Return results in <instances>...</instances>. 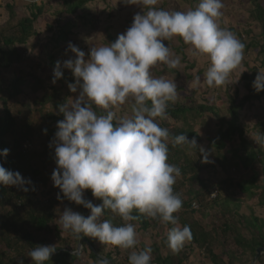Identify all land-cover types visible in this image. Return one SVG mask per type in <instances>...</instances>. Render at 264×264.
<instances>
[{"label":"clouds","instance_id":"9594fccd","mask_svg":"<svg viewBox=\"0 0 264 264\" xmlns=\"http://www.w3.org/2000/svg\"><path fill=\"white\" fill-rule=\"evenodd\" d=\"M123 2L140 6L143 13L134 16L125 33L115 42L92 47L87 60L84 51L69 43L75 59L55 64L52 83L62 78V69H68L75 78L68 88L72 93L79 89V95L58 106L64 119L57 122L50 142L57 165L51 180L63 198L91 213L85 217L65 208L57 219L64 232L79 241L90 237L103 245L131 250L129 264H151L150 247L136 250L139 241L131 223L137 219L133 211L172 225L167 246L173 253L192 239L190 226L181 225L176 215L183 206L180 194L174 191L181 170L169 163V144L194 148L204 163L209 162L208 153L198 147L195 138L173 135L160 126L159 121L168 119L169 103L181 95L174 80L154 76L153 69L181 65V57L165 44L178 37L194 54L208 58L207 85L224 86L241 65L245 44L222 26L223 0H199L195 8L185 11L160 8L161 0ZM200 82L201 77H195L194 83ZM253 88L264 91V72L258 73ZM125 106L127 111L118 114ZM256 143L264 144V133L257 135ZM8 154V149L0 152V156ZM31 184L19 172L0 166V185L28 191ZM86 191L102 200V205L86 200ZM105 210L118 216L122 225L102 219ZM55 252V245H37L28 256L33 264H46ZM98 264L108 261L100 259Z\"/></svg>","mask_w":264,"mask_h":264},{"label":"trees","instance_id":"16d2710c","mask_svg":"<svg viewBox=\"0 0 264 264\" xmlns=\"http://www.w3.org/2000/svg\"><path fill=\"white\" fill-rule=\"evenodd\" d=\"M13 1L15 2V0ZM13 1L11 0V3L5 6V10L8 12V17L11 21L17 19L15 13L16 7ZM247 1L252 8L249 13V19L256 25L260 33L256 34L252 30L246 31L247 38H250L248 45L243 41L242 36H239V39L245 44L246 51L250 49H253V51L257 50L256 56L260 60L264 56V0ZM57 2L62 6V14L71 16L75 15L78 11L85 12L86 6L91 0H57ZM185 2L189 3L191 7L198 4V0H185ZM45 13L46 9L44 5L32 4L28 17L17 20L15 27H12V24H10L11 31L14 32L7 31L6 29L0 30V70L1 68L7 69L20 59L18 49L20 46H25L31 39L40 36L36 31V25L44 18ZM72 27L71 22L67 21L58 31L54 23L48 24L47 29L48 32H54L55 30L58 32L56 34L53 33L50 38L55 41V44L59 45L67 43L70 40ZM107 37L108 43L115 42L110 33H108ZM177 54L182 56L183 63L187 62L183 49H178ZM55 64V62H51L52 68L55 67ZM188 68L191 69L193 66L191 65ZM261 69H264V59L261 60L259 68L249 69V73H245L242 76L247 95L240 98L236 92L235 95L228 96L227 116L222 117L216 108L211 105L197 107L193 104L169 103L167 109L168 119L159 121L160 126L169 129L173 135L184 134L189 140L193 138L197 140L199 138L198 132L193 128V123L197 119H201L203 114L208 113L217 121V134L214 138L209 139L207 146L213 163L210 160L208 163L203 162V164V156L200 157L202 159L201 162L192 158L188 154V147L185 145L173 147L171 143L169 144V163L177 165L181 170V176L177 178L174 185V191L180 194L183 201L181 211L176 214L179 220L182 221H180L181 225H186L187 221H190L191 218L198 214V211L191 210L192 203L197 202L203 207L212 208L222 201L220 193L215 200L207 201L212 192L218 191L217 182L211 180L216 175V167L225 173L227 178H230L228 181L247 200L257 198L258 204L264 208V144L253 147L246 137V132L242 128L240 120V113L247 105L255 101L260 103L264 100V91L257 92L253 88V82ZM31 77L36 80L37 87L42 88L41 81L34 76ZM63 79L68 84L74 83V80L66 77L64 72L59 82ZM22 84L23 80L21 78L13 80L11 86L13 100L18 95H21L22 92H20L19 87ZM2 89V82L0 80V93ZM10 102L3 100V109L0 112V152L4 149L9 150L7 157L0 156V166L13 172H19L22 177L30 179L32 184L28 186V191H22L14 186L0 185V264H20V261H23V264H33L28 253L37 245L56 246V252L46 264H78L82 261V256L70 253L69 249H67L66 240L60 236L58 227L54 229L51 227V224L54 223L58 215L57 207L60 202L65 203L67 208H71L85 217L91 215L90 210L63 198V194L60 193L58 188L54 187L51 180L53 170L57 165L55 163V153L52 154L55 152V149L54 147H50V142L55 137L57 122L64 119L63 114L59 113L58 107L63 104L60 101V93L57 90H53L51 94L44 96L41 103H38L41 108L50 104L57 112L56 115H47L46 118L42 109H39L44 121L49 120L52 124L50 126L45 124L44 127H41L40 132L35 131L27 125L19 127L18 120L8 105ZM259 127H263L259 134L264 133V123H260ZM255 135L257 137L258 134L255 133ZM43 136H45L46 141L42 138ZM15 137H19V139L16 140ZM35 137H38V144L43 146L44 150L41 153L36 152L33 154V149L31 151L23 149V143L29 142L31 144ZM10 138L13 141H8ZM193 150L197 153L196 149L193 148ZM51 164L53 165V170L49 169ZM232 170L237 173H241V171L250 172L251 176L236 181L232 176ZM203 171L209 173L208 179L200 176V172ZM228 174H230V177ZM49 183L52 184L49 185ZM47 188L48 191L46 190ZM184 189H186V192L183 191ZM58 193L61 195V200L57 199ZM53 194L55 195L54 197ZM84 198L91 202L94 201L96 205H102L103 203L102 200L93 197L91 191H86ZM239 208L240 205L236 203L233 205L230 202V204L224 205L225 210L221 214L226 218L227 214L230 215L234 209H236L237 213ZM250 211L252 212V209ZM180 213L181 215H179ZM132 214L137 217L136 220L131 222L135 225L137 233H149L152 230L159 231L161 222L158 218L153 220L136 211H133ZM239 217V223L237 222L235 226L225 223L224 231L229 232L232 230L230 231L233 235L232 240L237 248L244 253L243 256L249 253L248 255L254 258L256 249L259 247L264 248V219L256 217L253 213L250 217L244 215H240ZM102 219L111 220L116 226H120L123 223L118 216L109 210H105ZM165 226L172 227L170 224H165ZM189 226L192 233L189 249L194 248V246H197L199 249L205 247L206 258L210 264H226L211 248L210 240L213 237L212 233L207 231L199 220L194 222L193 225L190 222ZM242 230H247L252 238L248 239L244 237ZM82 238L86 239L94 248L92 240L88 237ZM75 240L76 242L78 241L76 238ZM83 245L82 254L89 252L93 264H98L100 258L97 254H100V251L95 249L94 252L86 244ZM141 248L144 249V246H141ZM124 251L126 255L122 263H118L117 257H113L114 253L118 255L121 252V249L118 247L113 246V251L106 254L105 257L112 264H129L128 256L131 250ZM151 256V264H184L188 260L187 256L183 257L181 262L175 263L173 259L161 257L156 248H152ZM235 259V257H232L231 262ZM259 263H261L260 260Z\"/></svg>","mask_w":264,"mask_h":264},{"label":"rangeland","instance_id":"374dc122","mask_svg":"<svg viewBox=\"0 0 264 264\" xmlns=\"http://www.w3.org/2000/svg\"><path fill=\"white\" fill-rule=\"evenodd\" d=\"M10 1L11 0H0V30L6 29L7 31H11L10 24H12V27H15L17 20L28 17L32 4L44 5L46 13L44 18H42L36 25V31L40 36L31 39L25 46H20L18 48L20 59L7 69L1 68L0 70V80L3 87L0 93V112L3 109V100L11 101L9 106L13 115L18 120L19 127L27 125L35 131L40 132L41 127H44L45 124L50 126L51 123L49 120L44 121L39 109H42L46 118L47 115H56L57 113L50 104L46 105L44 108H41V106L39 107L38 103H41L45 95H49L53 90H57L60 93V101L63 103H65L69 97L75 99L79 95V89L76 93H72L68 88L69 84L64 79L60 82L57 80L54 84L52 83L54 68H52L51 62L53 61L56 63L57 61H60L61 65H63L64 61L70 58L75 59L74 54L68 49L69 43L84 51L87 60L92 47L108 43V33L112 35L115 41L120 34L125 33L132 25L134 16L137 13L143 14L142 8L138 5L125 4L123 0H91L86 6L85 12L78 11L75 15L68 16L62 14V6L57 0H15V2L12 0L16 7L15 13L17 19L11 21L8 17V12L5 10V6L11 3ZM223 3L222 26L227 27L234 32L238 39L239 36H242L243 41L248 45L250 43V38H247L245 32L249 30H252L256 34L259 32L256 25L249 19V13L252 9L250 3L247 0H223ZM196 6L197 4L191 7L189 3L185 2V0H161L159 5L160 8L169 11H185L195 8ZM67 21H70L73 26L71 29L72 33L70 40L67 43L57 45L55 44V41L51 40L50 36L53 33L56 34L58 32H56V30L54 32H48L47 26L48 24L54 23L57 26L58 31V29L65 25ZM165 44L172 49L175 55L181 57V65L177 69H169L167 66L156 67L153 69V75L156 77L164 76L167 79L175 81L177 84V90L181 95L175 103H183L187 105L193 104L197 107L201 105H211L216 108L222 117L227 116V101L229 95L233 96L236 92L239 94L240 98L247 95L242 76L245 73H249V69L256 67L259 68L261 66V60L264 59V56H262L260 60L257 59V50L253 51V49H250L246 51L244 49L242 63L230 75L229 83L224 86L209 87L204 80L205 73L209 67V61L206 56L194 54L190 49V45L185 44L183 40L178 37L165 41ZM178 49L184 50L187 58L186 63H183L182 56L177 54ZM191 65L193 68L189 69L188 67ZM62 71L65 73L66 77L74 80L75 83V78L70 70L62 69ZM260 72H264V69H261ZM31 76H34L41 81L42 88L37 87L36 80ZM197 76L201 77V82L198 85L194 83L195 77ZM17 77L23 80V84L19 87V90L22 93L13 100L11 86L13 80ZM124 111H127L126 106L122 109L121 113L118 114H123ZM202 116L201 119H197L193 123V128L198 132L199 136L196 141L198 147L202 146L208 153V161L211 160L213 163L212 156L210 155L211 153L207 150V146L209 144V139L214 138L217 134V121L208 113L203 114ZM240 120L241 126L245 130L249 142L253 147L259 146L260 144L256 143L255 133L259 135L263 129V127L259 126L260 123H264V100L260 103L255 101L247 105L240 113ZM15 138L16 140L19 139V137ZM42 138L46 141L45 136ZM42 138L41 140L43 141ZM11 140L12 139L10 138L8 141ZM32 143L31 147H27V150L31 151L33 149V154L36 152L41 153L44 150V147L38 144V137L33 138ZM187 151L188 154L191 152L189 155H191L192 158H195L200 162L202 161L200 158L201 155L195 153L193 149L188 148ZM54 153L55 152L52 154ZM49 169H54L52 164L49 166ZM204 173L206 175L209 174L207 171H204ZM215 176H213V179ZM228 176L230 177V174H228ZM232 176L234 177V180L239 181L242 178H249L251 173L243 171L237 173L233 171ZM229 179L230 178H227L226 180L224 177L222 181L217 183V189L224 197L230 196L234 198L230 201L222 199L221 202H218L212 208H206L203 206L201 208V204L199 203L200 210L198 211V214L191 218L190 221H187L186 225H189L190 222L193 225L194 222L199 220L201 225L213 235L210 242L214 253L220 256L226 264H251L253 258L248 255L249 253L243 256L244 253L237 248L232 240L233 235L230 233L232 230L229 232L224 231V227L226 225L225 223H228L230 226H235L237 222L239 223L238 219L240 218V215L250 217L253 213L256 217L264 219V208L258 204L257 198L253 201L248 200L243 202L240 197L235 196L233 193H235L237 189L228 181ZM51 184L52 183H49V185ZM46 190L48 191V188ZM183 191L186 192V189ZM237 195L240 196L239 193ZM54 196L55 195L53 194V197ZM234 201L236 204L240 205L238 212L236 213V209H234L230 215L227 214L226 218H224L221 214V212L225 210L224 205L226 206L227 204H230V202L234 205ZM92 203L96 205L94 201ZM65 208H67L66 204L60 202L57 207L58 215L54 223L51 224V227L52 229L58 227L60 230V236L67 242L68 251L71 253L78 251L77 255L82 256V261L78 264H93L89 252L82 254L83 247L78 250L77 247L79 240L76 242L73 235L64 232L63 229L60 228L57 219ZM249 208L252 209V212ZM207 212L213 215L208 216L207 218L205 217ZM164 229L165 227L162 226L161 231ZM242 235L248 239L252 238L247 230H242ZM151 236L153 237L154 234H151ZM88 238L93 241L94 249L100 251L99 256L105 257L106 254L113 251V246L103 245L96 239ZM188 243L189 242L184 245V247L188 248L186 249L184 256H182H188V259H192L188 263L210 264L206 258L205 247L199 249L197 246H194V248L189 249L190 246ZM144 248L146 247L144 246ZM141 249L137 247L136 250ZM125 255V251L121 249V252H119L118 255L114 253L113 257H117L116 260L118 263H122L125 260ZM232 257L236 258L233 262H231ZM259 260L261 263L258 261L256 264H264V254L261 255Z\"/></svg>","mask_w":264,"mask_h":264},{"label":"crops","instance_id":"0c3cea01","mask_svg":"<svg viewBox=\"0 0 264 264\" xmlns=\"http://www.w3.org/2000/svg\"><path fill=\"white\" fill-rule=\"evenodd\" d=\"M15 79H20V78L17 77ZM8 105H10V103ZM200 176L205 178V179L209 178V175H206L204 173V171L200 172ZM223 176L227 180V175L225 173H223L218 167H216V176H215L214 179L211 178V180L212 181L214 180L217 183H219L224 178ZM220 177H221V180H220ZM237 192L240 194V192L238 190L235 193H233V194L235 196H237V197H240V199L243 202L244 201H248L247 198L244 195H242V194H240V196L237 195L238 194ZM220 196L222 197L221 199H226V200H229V199L231 200L232 198H234V197H230V196L229 197H227V196L224 197L223 194H220ZM207 201H209V197L207 198ZM250 201H253V200H250ZM234 203H235V201H234ZM201 208H202V206H201ZM179 215H181V213ZM212 215L213 214H210V213L207 212L205 216L207 217V216H212ZM244 216H246V215H244ZM180 221L181 220H179V222ZM162 226L165 227V229L163 231H161ZM169 228H170L169 226H165V224L161 223L159 225V231L160 232L159 231L157 232L156 230H152L149 233H143V232L142 233H137L138 241H139L137 247L141 248V246H145V247H150L151 249L152 248L153 249L156 248V249H158L159 255L161 257L173 259L175 263L181 262L182 258H183L182 256H184V253H185L187 247H183L182 250L179 251L178 253H173L168 248V246H167V233H168ZM151 234H154V236L152 237ZM145 235H146V237H145ZM190 260H192V259L189 258L184 264H191V263H188V262H190Z\"/></svg>","mask_w":264,"mask_h":264},{"label":"water","instance_id":"95a60500","mask_svg":"<svg viewBox=\"0 0 264 264\" xmlns=\"http://www.w3.org/2000/svg\"><path fill=\"white\" fill-rule=\"evenodd\" d=\"M80 244H86L88 247H90V249H91L92 251L95 252V249L90 245V243H89L86 239L82 238L80 241H78V247H77L78 250L81 249ZM77 252H78V251H77ZM77 252H75V253L72 252V254H76V255H77V254H78ZM70 253H71V252H70ZM95 254H96V253H95ZM262 254H264V248H262V247L257 248V249H256V255L254 256L253 261H252L251 264H256V263L259 261V259H260V257H261ZM97 256H98L100 259H106V260L108 261V264H112V263L110 262V260H108L106 257L99 256V254H97Z\"/></svg>","mask_w":264,"mask_h":264},{"label":"built area","instance_id":"2783aa9c","mask_svg":"<svg viewBox=\"0 0 264 264\" xmlns=\"http://www.w3.org/2000/svg\"><path fill=\"white\" fill-rule=\"evenodd\" d=\"M30 143L29 142H25L24 144H23V149L24 150H27V147L29 148V147H31V144L29 145ZM29 151V150H28ZM218 195H219V192L216 190V191H214V192H212L210 195H209V201H213V200H215L217 197H218ZM191 210H193V211H199L200 210V204L199 203H197V202H194V203H192V205H191Z\"/></svg>","mask_w":264,"mask_h":264}]
</instances>
